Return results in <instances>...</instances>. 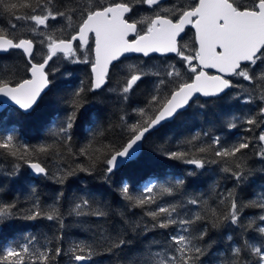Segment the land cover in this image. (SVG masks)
<instances>
[{
    "label": "snow or ice",
    "instance_id": "6c2138e0",
    "mask_svg": "<svg viewBox=\"0 0 264 264\" xmlns=\"http://www.w3.org/2000/svg\"><path fill=\"white\" fill-rule=\"evenodd\" d=\"M0 19L6 21L0 24V56L18 54L23 60L22 68L0 64V107L10 105L25 114L34 110L42 95L55 87L50 62L62 59L90 68L87 89L81 81L62 98L67 110L51 132V143L29 145L14 135H0V156L11 158L7 175L12 177L20 174L22 162L34 175L59 185L77 172L92 176L97 169L109 183L122 165L137 160L138 150L154 129L179 120L192 104L199 103V97L207 98L199 104L203 108L238 89L231 98L254 105L242 117L224 122L228 129L244 125L243 131L249 133L235 143L226 146L219 135L205 132L207 141L197 133L177 150H162L169 159L193 166L188 177H195L197 169L218 165L234 180L233 188L217 193L215 206L202 197L177 198L185 178L148 183L139 192L122 182L119 198L127 210L139 209L140 218L129 222L124 212L115 213L91 195L76 197L68 216L95 217L107 223L111 213L121 217L124 227L101 226L92 242L73 241L65 248L62 191L46 207L33 193L31 207L23 214L16 202L0 199V229L16 219L47 220L57 227L53 238L45 236L43 242L29 235L14 246L0 247V264H90L98 247L119 257L133 244L129 231L137 236L158 233L161 238L147 241L127 264H204L212 247L211 231L225 225L238 230L241 238L228 245L220 264H264V189L247 202L236 191L253 173L248 160L254 156L264 161V0H0ZM189 30L192 35L186 39ZM155 55L165 59L152 63ZM132 56L138 57L137 62L125 65L119 87L108 90L127 102L141 84L148 82L151 87L143 106L120 117L122 142L118 147L90 142L74 152L71 132L87 103L86 92L103 89L111 72ZM132 114L137 119L130 120ZM65 154L73 161L84 157L87 163L64 166ZM41 157L56 161L55 170ZM248 208L261 214L245 221ZM250 232L256 235L249 237Z\"/></svg>",
    "mask_w": 264,
    "mask_h": 264
},
{
    "label": "trees",
    "instance_id": "16d2710c",
    "mask_svg": "<svg viewBox=\"0 0 264 264\" xmlns=\"http://www.w3.org/2000/svg\"><path fill=\"white\" fill-rule=\"evenodd\" d=\"M6 21L0 19V24ZM22 24V21L16 22ZM188 32L186 39L191 37ZM174 59V57H172ZM138 57H131L124 61L123 65H118L110 74V80L100 92H86L85 108L81 110L76 124L74 125L72 135V149L74 152L79 148L92 142L99 146L97 141L104 144L114 143L117 147L122 142L120 117L126 113H131V109L143 106L145 94L151 87V84L145 82L139 86L129 101L124 102L119 98L118 92L109 91V88L119 87L118 82L122 80L124 66L136 63ZM165 59L164 57H154L152 63ZM0 64L14 69L23 67V60L18 54H6L0 56ZM51 78L55 85L47 95H43L38 105L29 114H23L15 108H8L0 114V135L11 134L18 138L19 142L29 145L40 143H51L53 137L51 132L59 126L65 116L67 106L62 103V98L70 95L75 89L84 82L87 89L90 81V68L83 64H71L62 59L50 63ZM238 89H232L229 96L223 100H215L201 108L200 103L205 100L199 99V103H194L188 108L185 114L179 119L161 126L158 130L147 136L142 144V150L133 163L121 167L115 175L111 177L109 183H105L97 172L89 176L87 173L77 172L75 176L70 177L65 184L59 185L43 176L37 178L29 174L28 167L21 162V172L12 177L7 175L11 171V158L0 156V199L5 202H16L18 211L23 214L31 207L32 199L39 198L42 206L52 205L57 192L62 191L64 197L60 201L61 211L65 212L64 247L67 248L73 241L92 242L96 234L103 229L112 230L113 226L124 227L119 215H111L104 220L95 217H75L68 216L66 213L76 197L91 195L97 200L106 203L115 213L124 212L129 222L140 218V210L125 208V202L119 198L118 185L126 182L133 188L134 192L148 183L163 184L168 181H174L177 178H185L184 186L177 193V198L202 197L210 205L215 206L218 203L217 193H223L234 187V180L227 178V174L220 171L218 165H208L203 170H195V177H188L187 172L193 167L183 164L181 161L171 160L162 154L163 149L177 150L182 147V141L191 138L197 133L201 134L202 139L207 141L203 133L207 132L210 136L219 135L223 143L227 146L237 142L241 137L249 135L243 131L244 125L237 129H228L224 122L232 116L242 117L248 113L254 105L238 103L232 99V95L238 92ZM137 119L134 114L130 120ZM103 133V135H99ZM95 138V140H94ZM66 164L75 165V163H87L84 157H78L75 161L68 158L65 154ZM41 162L49 168L54 169L56 161L51 157H41ZM102 167V166H101ZM248 167L253 169L252 175L236 188L239 197L247 202L255 199L257 194L264 189V161L257 157H251L248 160ZM201 173H203L201 175ZM166 199H171L166 197ZM191 207V206H189ZM196 209H193L195 211ZM136 215H132V213ZM259 209H245L244 219L257 217ZM57 232V227L53 222L47 220L27 221L16 219L8 223L7 227L0 230V247L14 246L16 242H23L29 235L40 237L41 242L45 236L53 238ZM129 237L133 239V244L125 249L118 257L107 252L103 247L97 248V255L90 264H127V259L138 255L145 247L147 241L160 239L158 233H148L137 236L136 233L129 231ZM255 232H250L249 237H254ZM212 247L209 254L204 258V264H220V261L227 255L228 245L239 240L241 235L239 231H233L232 226L225 225L218 230H212L210 233ZM228 236L233 240L229 241ZM67 260V257L64 258Z\"/></svg>",
    "mask_w": 264,
    "mask_h": 264
},
{
    "label": "water",
    "instance_id": "95a60500",
    "mask_svg": "<svg viewBox=\"0 0 264 264\" xmlns=\"http://www.w3.org/2000/svg\"><path fill=\"white\" fill-rule=\"evenodd\" d=\"M4 55H6V54H4ZM155 56H157V57H160L159 55H155ZM132 57H137V56H132ZM51 63V62H50ZM107 85V84H106ZM105 85V86H106ZM105 88V87H104ZM103 88V89H104ZM102 90V89H101ZM101 90H98L97 92H100ZM96 92V93H97ZM43 96V95H42ZM199 99H202V100H206L207 98H204V97H199ZM8 108H14L13 106H10V105H6V106H4V107H0V114L3 112V111H5L6 109H8ZM21 113H23V112H21ZM23 114H25V113H23ZM169 122H171V121H167V122H165L163 125H165L166 123H169ZM162 125V126H163ZM161 126H158L156 129H154L153 130V132L154 131H156V130H158L159 128H160ZM141 150H142V146H141V148L138 150L139 151V154H140V152H141ZM123 166H125V165H122L121 167H123ZM190 167H193V166H191L190 165ZM28 171H29V174L32 176V177H34V178H37V177H39V175H34L32 172H31V170L28 168ZM1 230V229H0Z\"/></svg>",
    "mask_w": 264,
    "mask_h": 264
},
{
    "label": "flooded vegetation",
    "instance_id": "af4514ba",
    "mask_svg": "<svg viewBox=\"0 0 264 264\" xmlns=\"http://www.w3.org/2000/svg\"><path fill=\"white\" fill-rule=\"evenodd\" d=\"M189 32L192 34V32L189 30ZM154 57H157V56H154Z\"/></svg>",
    "mask_w": 264,
    "mask_h": 264
}]
</instances>
